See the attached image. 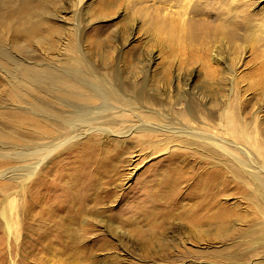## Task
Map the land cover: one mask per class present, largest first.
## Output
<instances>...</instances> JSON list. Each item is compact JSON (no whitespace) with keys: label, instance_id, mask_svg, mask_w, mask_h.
Here are the masks:
<instances>
[{"label":"bare ground","instance_id":"6f19581e","mask_svg":"<svg viewBox=\"0 0 264 264\" xmlns=\"http://www.w3.org/2000/svg\"><path fill=\"white\" fill-rule=\"evenodd\" d=\"M210 1L207 0V4ZM232 3L233 11L223 13L219 10L209 16L212 21L218 22L215 26L208 22L204 24V28H191L192 30L185 32L184 35L176 31L174 33L179 34L178 38L174 36L172 29L167 31L168 34L166 33L165 36L169 42L179 47L180 53H183L184 58L190 60V63L204 66L202 63L204 57L209 66L222 67L221 75H216L215 68L207 69V75L210 76L209 85L213 84V79L220 76L216 84L223 82L227 87L222 95H217L213 100L208 99L206 94L194 93L196 90H191L189 87L191 78L187 74L178 73L172 78L173 81H167L165 78L161 83L163 94L169 99L173 98L176 105L181 106V101L192 93L198 96L203 104L207 100L211 101L212 108L210 107L209 110L215 109L213 119L205 112H183L180 113L182 118H177L171 113L164 114L160 107H152L153 101H144L142 91L130 97L126 93L129 92L128 87L124 85L126 83H115L112 76L90 67L78 56L75 49L71 51L72 53L68 50L66 60L59 62L58 66L49 59L46 64L31 65L23 69L24 73L18 74L16 83L13 84L14 93L9 98L15 109L28 112L38 120L30 121L20 116L17 123H11L12 120H9L11 122L7 126L13 130L5 131L0 128V217L3 219L2 226L5 230L0 228V235L4 236L6 232L8 240L14 237L18 241L22 234L19 233L21 230L29 231L39 239L34 225L41 226L42 234H45V225L51 224L50 239L44 240L48 243L46 247H50L46 249L49 258L46 259L41 253H33L40 258L42 263L39 264H86L87 254H80L81 256L73 260L69 257L66 260L63 255L68 252L69 249L66 248L69 244L74 243L71 239L80 231H84L85 228L84 230L81 228L94 216V210L102 202L101 191L97 188L94 174L87 178L82 177L85 182L79 184L81 173L76 172L79 170L77 164L62 166L57 164L56 159L77 147L82 139L87 137L90 139L87 150L94 152L96 143L102 136L114 137L113 140L121 144L122 140L138 134L137 141H144L151 150L159 149L170 153V163L175 164V161L180 160L181 166L180 169H175L172 175L168 174L162 179L152 181L147 194L130 207L129 212L133 217L143 215L145 220L153 218L159 220L173 210H190L196 217H207L209 225L213 226L212 235L218 231L217 229L225 231L221 237H227L233 232L247 228L246 233L254 235L248 243L253 245V248L264 249V139L261 141L258 137L260 127L264 128L261 115L255 123L256 133L249 131L251 125L249 118L253 115L254 119L257 109L264 107V62H260L254 71L257 78L250 81L248 88L244 90L245 93L250 92L255 95L256 101L252 104L248 99L249 96H246V100L241 96L238 101L245 100V103L238 102L237 106L233 104L234 97H237L235 93L245 84L243 79L246 78L241 82L235 66L243 61L248 48L254 50V47L261 42L260 29L258 30L254 24L256 18L251 8L264 5V0H232ZM196 8L200 10V7ZM28 20L29 24H24L25 27L34 30L42 28L39 20L31 21V17H28ZM163 30L158 31L163 34ZM42 39L48 47L51 46L48 36ZM225 52L230 54L229 64L225 61L226 57L222 56ZM76 64L84 68L72 70L70 66ZM143 67L144 65L140 67L139 72L128 79L138 81ZM118 80L122 79L118 78ZM32 90L39 93V96L31 94ZM157 96L163 97L161 94ZM248 101L250 104L247 103ZM248 104L252 107L251 113L246 110ZM113 122L120 125L116 129V135L105 128ZM29 123L33 126L34 138L27 137L22 132ZM153 137L168 139L155 143L156 138ZM171 144L173 146L168 150ZM184 150L186 152L180 153ZM190 150L198 153L201 164L192 176L186 175L185 171V167H188L186 156ZM137 157L140 158V154L130 157L125 185L138 168V164L135 165L139 160V158L136 160ZM87 158L86 167L93 165L95 171L96 167L106 162L96 158V154L92 157L90 152ZM108 158L111 160L110 157ZM77 163L82 164L81 161ZM96 174H99V171ZM228 176L235 179L231 185L226 184ZM195 177L198 179L193 181ZM34 178L33 185L29 187ZM28 187L31 188L30 191L32 188L38 190V194L33 198L35 202L30 207V211L25 213L23 223H20L21 228L18 221H14L13 215L17 199L20 194L28 191ZM235 190L243 194L247 206H243L240 202L239 199L242 197H235L237 203L229 204V198L233 195L231 191L234 193ZM223 196L228 199L221 203ZM187 199L195 202L186 206L183 201ZM34 205H38L41 209L35 215L31 212L34 210ZM249 208L254 220L252 224L246 223L250 218L246 210ZM201 229H205L209 234L208 228L201 226ZM38 239L35 241L38 242ZM197 242V246H193L197 250L201 248L199 250L209 252V249L213 248H209L213 245L204 246L199 240ZM25 244L26 242L21 243L24 249ZM52 246L56 252L50 250ZM61 247L65 249L64 252L60 250L59 253L58 248ZM104 247L109 259L119 258V253L113 252L110 244H105ZM161 247L166 248L167 251L171 249L179 251V247L167 239L163 241ZM183 252L187 253L184 250ZM198 253L200 252L193 254L198 255ZM219 255H216V258L231 260L227 264H234L241 259L236 255L227 258ZM203 257L212 256L205 254ZM262 262L264 264V261Z\"/></svg>","mask_w":264,"mask_h":264},{"label":"rangeland","instance_id":"374dc122","mask_svg":"<svg viewBox=\"0 0 264 264\" xmlns=\"http://www.w3.org/2000/svg\"><path fill=\"white\" fill-rule=\"evenodd\" d=\"M206 1L0 0V128L5 131L13 130L7 126L11 122L9 120H12L11 123H17L20 116L30 121L38 120L36 116L33 115L32 117L28 112L15 109L10 101L9 96L14 93L13 87L15 86L13 84L16 83L18 74H23V69L28 68V66L46 64L50 60L57 63L56 66H58L59 62L66 60L67 51L69 50L72 53L74 49L78 56L90 67L112 76L115 83H126L124 85L129 90L126 93L130 97H134L142 91L144 101H153L152 107H160L159 109H163L164 114L169 115L171 113L175 114L177 118H182L180 113L183 112H205L213 119L215 109L209 110L212 108L211 101L207 100L203 104L194 93L206 94L208 99L211 98L212 100L217 98V95H222L224 89L227 88L226 84L223 82L216 84L220 77L217 76L218 79H213V84L209 85L210 76L207 75V69L211 67L215 68L216 75H221L222 67L209 66L207 59L204 57L202 58L204 66L190 63V60L187 61L183 53H180L179 47L169 42L165 37L167 31L172 29H174L173 33L179 31L180 35H184L185 32L192 29L204 28L208 22L211 23L210 25L213 26L214 24L215 26L218 22L212 21L209 18L210 15L219 10L223 13L234 10L232 0H211L208 4ZM194 5L195 7H193ZM196 7H200V10L198 11ZM251 10L255 14L254 24L258 30L260 29L261 36H259L262 43L260 42L255 46L254 50L248 48L243 61L240 65L235 66V71L241 78V82L243 78H246L243 79L245 84L242 83L241 88L235 93L237 97L233 99L234 106H237L238 102L244 104L246 96H249L248 99L251 100L252 104L256 101L255 95L253 96L250 92L245 93L244 90L248 88L250 81L257 78L254 71L258 68L260 62H264V5L252 7ZM28 17H31V21L39 20L42 23V28L34 30L25 27L24 24H29ZM222 17L225 18V16ZM161 29L165 30H163V34ZM27 33L29 34L27 35ZM179 34L174 33V36L178 38ZM44 36H48L50 47L44 43L42 39ZM255 49H258V51ZM222 56L226 57L225 61L228 64L231 63L228 52L223 53ZM142 65L144 67L138 81L128 79L139 72ZM70 68L72 70H82L84 67L76 64L70 66ZM184 68L185 70H183ZM178 73L189 75V78H191L189 87L191 90H196L188 98L181 101V106L176 105L173 98L169 99L161 90L162 81L165 78L167 81H173L172 78L176 77ZM118 78L122 80H118ZM31 94L39 96V93L35 90H32ZM158 94L163 95V97L157 96ZM211 95H214V97ZM241 96L243 99L245 98L243 102L238 101ZM15 103L17 104V102ZM247 103L250 104L249 101ZM249 104L246 110L251 113L252 107ZM256 114L254 119L253 115L249 118V123H251L249 131H253L254 134L257 130L255 123H257L258 116L261 115L264 121V107H259ZM49 124L57 126L54 123ZM118 127L120 125L113 122L105 128L116 135ZM22 132L27 137L34 138L33 126L30 123L24 127ZM259 132L258 137L262 141L264 139V128L260 127ZM138 136L137 134L130 139L122 140L121 144L115 142L114 137L102 136L98 139L94 152L87 150L90 139L83 137L84 139L77 147L57 157V164L62 166L77 164L79 170L76 172L77 174L81 173L79 174V184L85 182L82 177L87 178L94 174L102 199L99 207L94 210L91 221L81 228V230H84V228L85 230L80 231L71 239L74 240V243H70L66 248L69 250L63 255V258L68 260L69 257L73 260L87 254L88 261L86 264H208V262L227 264L230 259L220 260L216 258V255L220 254L219 257L223 258L231 255L241 257L234 264H262L264 249L261 247L253 248V245L248 243L254 235L246 233L247 228L233 232L227 237H221L222 233L225 232L222 229H217L218 231L212 235L214 230H211V228L213 226L209 225L207 217H196L195 213L190 210H173L159 220L157 218L145 220L143 215L137 218H135L136 215L132 216L129 212L130 207L147 194L152 181L162 179L168 174L172 175L175 169H180L181 166L180 160L175 161V164L170 163V153L159 149L151 150L144 144V141H137ZM167 139L158 137L154 141L159 143L167 141ZM172 146L171 144L168 150ZM89 152L92 157H95L96 154V158L106 161L96 167V171L93 165L88 164L89 166L86 167L85 162L88 159ZM184 152L186 151L180 153ZM138 154H140V158L137 157L136 160L138 158L139 160L135 163V165L138 164V168L132 179L130 178L125 185L124 180L127 178L130 157ZM186 157L188 164V167H185L186 175H195L198 167H201L198 153L190 150L187 152ZM79 161L84 166L77 163ZM98 171L101 175L96 174ZM37 177L38 175L35 178ZM35 178L29 184V187L33 185ZM228 178L226 184L231 185L235 179L230 176ZM197 179L198 177H195L193 181ZM29 187L28 191L20 194L17 199L16 210L13 215L14 221H18L17 223L21 228L22 224L20 223H23L25 213L30 211V207L35 202L33 198L37 197L38 194V190L32 188L30 191L31 188ZM231 193L233 194L229 198V204L231 205L234 202L237 203L235 197L241 198L243 196L239 190H235V194L233 191ZM107 195L112 198L106 197ZM227 199L223 196L221 203H224L223 201ZM239 200L243 206L247 202L245 197ZM183 202L186 206H190L195 200L187 199ZM246 210L250 214H248L250 218L246 223H254L250 208ZM38 211H41V209L38 205H34V210L31 212L35 215ZM240 212L244 213L242 210ZM161 220L162 222H160ZM2 223L3 219L0 217V228L4 230ZM201 226L208 228L209 234L206 233L205 229L200 230ZM34 228L39 235V239L29 231L22 232L19 230V233L22 234L18 241L14 237L8 240L6 232L4 233L1 230L5 235H0V264H39L41 262L40 258L33 255V253H41L46 259L49 258V255H46V249L50 247H46L48 243L45 242L47 241L45 238L50 239L52 225H45V234H42V228L38 224H35ZM37 239L38 242L35 241ZM165 239L178 246L179 251L172 249L167 251L166 248L161 247ZM198 240L204 246H207L206 244L213 245L209 247L213 248L209 249V252L203 249L199 250L201 248L197 250L193 246H197ZM22 242H26L25 249L24 246H21ZM105 244H110L112 251L119 253V258L116 260L109 259L104 247ZM188 248L196 251H189ZM58 249L60 253V250L63 251L65 248ZM50 250L56 252L54 246ZM183 250L187 253L184 254ZM211 251L212 253H210ZM196 252L200 253L194 255L193 253ZM205 254L212 257L204 258L203 255Z\"/></svg>","mask_w":264,"mask_h":264}]
</instances>
